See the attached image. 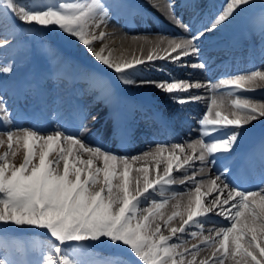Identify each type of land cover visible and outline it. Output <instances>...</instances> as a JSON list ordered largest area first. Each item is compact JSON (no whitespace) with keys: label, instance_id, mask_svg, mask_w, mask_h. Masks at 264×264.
<instances>
[{"label":"snow or ice","instance_id":"obj_1","mask_svg":"<svg viewBox=\"0 0 264 264\" xmlns=\"http://www.w3.org/2000/svg\"><path fill=\"white\" fill-rule=\"evenodd\" d=\"M148 2L157 9L163 7L183 34L169 37L162 33L155 42L144 37V43L149 45L146 57L117 60L110 49H97L95 43L106 36L102 26L126 7L120 0L111 5L104 0H0V21L11 18L33 33H55L59 39L82 46L123 89L153 87L167 94L178 105L177 115L184 113L186 105L202 98L189 95L193 89L203 88L209 93L207 109L198 121L199 138L187 145L193 153L199 149V155H187L182 144H173L171 149L157 145L130 157L87 142L89 114L84 109H80L74 130L61 123L55 111L48 114L52 128L47 133L34 126L13 127V111L0 94V147L6 145L0 152V231L31 227L45 230L49 237L48 243L0 239V264H83L81 253L86 245L93 244L124 249L131 257L128 264H197V253L202 248H211L212 252L198 264H264V187L239 189L229 179V167L216 168V154L230 153L245 126L264 118V103L239 95L254 91L246 86L264 81V71L232 74L215 84L211 80H191L195 70L207 67L202 59L207 36L252 6L254 0H223L216 13L198 29L177 17L173 0ZM260 7L264 9V0H260ZM261 21L264 35V13ZM13 35L8 32L0 39V49L12 44ZM157 60L176 69H191L187 72L189 78L180 79L163 67L155 70L166 73L167 79L148 78L143 72L151 71ZM12 71V63L0 67V74L10 75ZM89 78H93L91 74ZM222 89L231 98V116L221 114L225 106ZM15 118L20 115L17 113ZM92 120L96 117L92 116ZM21 145L23 161L16 165L9 156L15 157ZM165 152L169 156L161 174L156 168ZM84 155L87 159L82 158ZM149 158L155 161L151 169L147 165L134 167L135 162ZM197 160L216 168L209 193H201L205 181L197 180L194 170L188 175ZM173 172L183 173L184 178L175 180ZM177 182L192 187H186L184 193L171 191L170 196L166 195ZM212 192L216 195L209 200ZM156 193L160 199L154 198ZM184 195L189 197L186 218L181 216L175 226L172 221L180 213L174 211L164 218L161 209L170 198ZM212 213L227 224L209 229L214 235L205 236L203 225L215 224L210 219ZM157 220H163V225ZM162 228L167 229V235ZM185 235L199 242L183 247ZM30 253H38V258H22Z\"/></svg>","mask_w":264,"mask_h":264},{"label":"bare ground","instance_id":"obj_2","mask_svg":"<svg viewBox=\"0 0 264 264\" xmlns=\"http://www.w3.org/2000/svg\"><path fill=\"white\" fill-rule=\"evenodd\" d=\"M141 3L146 4L147 6H152L154 10L157 11L158 15L162 18V21L168 22L170 26H164L162 21H158L155 26H142V24H137L135 26H131L130 24L123 23V19L119 15H113L111 21L102 26L103 31L106 32V36L102 41H97L95 43V47L99 49L100 47H105L106 49L111 50V55L113 59L117 60H132L135 57H146L149 45L144 43V37H148L152 41H157L159 39L160 34H167L169 37L182 35L180 29H178L174 23L171 22V17L164 10L163 7L157 9V7L153 6L152 3H149L148 0H140ZM213 3V8L211 11L207 12V17L200 22V26L206 23L221 7L223 4V0H209ZM29 3L35 2V0H28ZM106 4H113L116 0H104ZM126 7L130 5V3H134V0H120ZM203 2L206 0H196L195 4L200 5L202 7L206 6ZM211 5V4H210ZM126 7L121 11L124 12ZM132 7V6H131ZM258 12H263L264 9L260 7V0H254L253 5L250 7H246L245 10L239 15L235 16L229 22H227L223 27L219 28L217 31L211 33V35H215L216 37L223 35L228 27H238L239 25L245 24V31H248V36L250 35L254 41L257 42V45H261L260 42V25L261 15L256 16ZM256 16V17H255ZM202 24V25H201ZM173 26V27H172ZM24 26L20 25L18 21H13L11 18L7 21H0V39L4 38L6 33L11 32L14 35L12 36V43L15 42V36L18 34L19 37L24 35ZM194 28V27H193ZM196 29V28H194ZM29 30V29H28ZM29 33H32L29 30ZM54 39L57 38L55 33H52ZM50 34L41 33V38H45V40L49 39ZM134 37H138V39H134ZM63 42V47L67 50L72 51V55L65 58L63 56H56L54 60H56L57 64L52 70V73L47 72V77L44 79V75L41 72L31 73L29 66L25 64L24 59L20 60L19 64H16L12 61V56L10 55H1L0 54V67L7 65L8 63H12L13 71L10 75L0 74V94L4 95L5 99L8 103V108L13 111L14 124L13 127H22V128H31L36 127L40 129L42 132L47 133L52 128V121L49 119L48 114L52 111L56 113L60 110H72L73 115L69 117V119L77 124L80 117V109H84L88 112V118L86 121L87 128L91 129V133H96V135L102 136L104 129L107 132H110L109 135L105 136V141L108 143L110 138H115L119 141L121 146H116L112 148L110 151L117 152L120 155L134 156L138 154H142L145 151H151L155 149L157 145H168L169 149H171V145L173 144H182L185 149V154L187 155H199V149L195 153L192 152L191 149L188 148L189 143H193L196 139L199 138V129L198 131L190 132L188 128L191 124H195L197 119L202 118V115L205 113L207 109L208 100L206 97L209 93L206 89H193L189 95H198L202 98L192 104L185 106L184 112H190L191 116H183L182 113L176 114V104H174L167 94L162 93L161 91L153 88V87H145V88H127L123 89L122 86L118 84L115 80L114 75L106 70V68L96 62L88 53H86L82 46L78 44L71 43L67 40L60 39L59 42ZM166 45H161L164 47ZM259 46V47H261ZM7 48V47H5ZM4 49V48H3ZM1 49V50H3ZM0 50V51H1ZM107 54V51L106 53ZM164 54V53H161ZM264 55V54H263ZM257 55L254 53L253 60L250 64L241 61L240 66L231 68L230 72L222 75L221 72L216 75V71L212 69H198L195 70L191 76V80L204 83L206 80H211L214 84L218 83L221 78L228 77L232 74L236 73H249L253 70L264 71V56ZM204 56V55H203ZM203 59V58H202ZM71 60L72 63H75V71H73L70 66H65L66 77L75 76V81H79L82 79L84 82V88H79L78 91L81 93L80 100H75L71 97V94L68 93L71 89H75L73 85L69 82H61L59 81L60 72L62 71V65L67 61ZM163 61V63H160ZM161 66H169L170 71L173 72L175 76L180 79H188L187 72L192 71L191 69H176L174 65L167 63L164 60L155 61V66L157 64ZM163 66V67H164ZM208 66V65H207ZM165 68V67H164ZM223 71V70H220ZM89 74L93 77L89 78ZM150 79L162 80L167 79L166 73L156 72L153 67L151 71L143 72ZM36 76V77H35ZM39 79L38 81V91L34 89L32 84L29 82V79L33 78ZM57 77V78H56ZM42 81V82H41ZM246 87L253 88L254 91L247 92H239L240 96L248 97L254 102L264 103V81L257 80L255 83L247 85ZM89 89H93V91H97V96L91 99L87 98L88 93L85 92ZM225 91V90H221ZM109 94H111L109 98ZM86 99V100H85ZM161 99H164L166 102L163 103L162 106L157 107L156 104L159 103ZM230 97L227 96L225 91V106L222 107L221 114L231 116L232 108L230 106ZM84 100V101H83ZM153 105L157 108H160L158 116L164 120V122L169 126V129H172L174 132L169 136L168 133L162 132L160 135H154L151 138V141H147L142 144L133 143L128 145V139L132 134H139L140 129L143 132L144 124L147 121H144L142 116H139L138 122L135 120L133 114L139 109H143L142 115L148 118L147 105ZM20 115L19 119H16V114ZM92 116L96 117V120H92ZM66 117V116H65ZM65 117L61 118V121L66 123ZM130 121H134V124H131L129 128ZM113 122L119 123L120 127H112ZM154 122L153 124H155ZM199 128V125H196ZM69 130H74L75 127H68ZM178 130H176V129ZM167 127H161V130H166ZM188 133H185L184 130H188ZM181 131V132H179ZM85 138L90 145L98 144L96 139L90 135H86ZM258 138H264V118H259L255 121H252L249 125L245 126V129L242 132L241 137L238 142L234 145L233 150L230 153L220 154L224 156L231 164L237 157H240V150L244 147L245 143L250 142V148H254L257 143ZM122 141V142H121ZM127 141V142H126ZM122 143H125L122 145ZM103 147L108 148L109 145L105 143H100ZM6 145L0 147V152L4 151ZM15 147V145H14ZM24 149L21 145L15 157L9 156L10 162L19 165L23 161ZM179 154V153H178ZM183 155V154H179ZM247 150L244 152V158L246 159ZM169 156L168 152H165L161 157V163L156 168L157 172L162 174L163 167L165 162ZM83 159H87V156H82ZM261 161V159H259ZM99 163V162H97ZM155 163L149 158L146 161H139L134 163V167H141L147 165L150 169ZM219 164L217 163L216 168ZM63 162L60 163V168L62 169ZM204 170L201 171L200 169ZM216 168H212L208 165H202L200 161H195L193 165V169L188 170V175L191 176L193 170L195 171V178L197 180H204L200 187L201 193H209L212 188L211 181L215 178ZM155 173H153L154 175ZM132 175H135L133 173ZM173 177L175 180L179 181L184 178V174L180 172H173ZM263 174L255 176L256 183L255 185H247L246 188L242 189L245 191L256 190L257 188L264 187V183H262ZM135 185L133 184V187ZM191 188L192 185H185L179 182L170 186V191L166 192V195H171V191L184 193L185 188ZM239 188V187H238ZM240 189V188H239ZM154 198L160 199V195L158 193L153 194ZM216 193H210L208 199L210 200L214 197ZM194 200V196H193ZM189 202L188 195H184L183 197L177 196L175 198H170L168 203L164 205L161 209V212L166 218L168 215H171L174 211L180 213L176 218L172 221V224L178 226L181 222V216L186 218V207ZM179 206L177 207V205ZM143 206H147L142 205ZM210 219L215 221L213 223H205L203 225V235H214L209 232V229L218 228L220 226H224L227 224L223 218H219L215 213L210 214ZM156 222L161 223L163 225V220H157ZM163 233L167 235V229H163ZM197 230L198 229H192ZM183 247L190 248L193 244L199 242L198 238H191L190 236L185 235L184 237ZM102 248L108 246L106 244H99ZM211 248H202L197 253V264L199 260L205 259L211 255ZM26 258V257H22ZM190 259V257H189Z\"/></svg>","mask_w":264,"mask_h":264},{"label":"rangeland","instance_id":"obj_3","mask_svg":"<svg viewBox=\"0 0 264 264\" xmlns=\"http://www.w3.org/2000/svg\"><path fill=\"white\" fill-rule=\"evenodd\" d=\"M5 37V36H4ZM60 41V40H59ZM13 44V43H12ZM12 44L10 45V46H8L9 48L12 46ZM61 44H62V42L61 43H58L57 45H58V47L59 46H61ZM7 47V48H8ZM62 48V47H61ZM1 50V49H0ZM6 50V48H4L3 50H1L0 51V54L2 55V51H5ZM4 56L5 55H10V54H8V53H6V52H4V54H3ZM13 57H14V54H13ZM13 57H11L12 58V61L11 62H15L16 64H19L20 63V60H23L24 59V57L22 58V59H18L17 61H14V59H13ZM26 64V63H25ZM11 228H17V227H11ZM11 228H9V229H11ZM17 229H21V228H17ZM22 229H26V231H28V233L29 232H31V230L32 229H35V228H31V227H22ZM39 230V229H38ZM40 231V230H39ZM42 231V230H41ZM0 233H1V231H0ZM1 238H6V236L5 235H1ZM111 249H112V247H110ZM122 249V248H121ZM113 250V249H112ZM123 251H125L124 249H122ZM125 255L127 254L128 256H129V254H128V252H126L125 251V253H124ZM130 257V256H129ZM122 258V257H121ZM130 259H131V257H130Z\"/></svg>","mask_w":264,"mask_h":264}]
</instances>
